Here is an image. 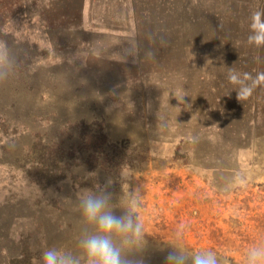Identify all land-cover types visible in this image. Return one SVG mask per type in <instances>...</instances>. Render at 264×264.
Here are the masks:
<instances>
[{
  "label": "rangeland",
  "instance_id": "rangeland-1",
  "mask_svg": "<svg viewBox=\"0 0 264 264\" xmlns=\"http://www.w3.org/2000/svg\"><path fill=\"white\" fill-rule=\"evenodd\" d=\"M258 10L264 0H0L17 59L0 80V264L76 250L74 194L107 181L116 202L139 197L146 264H165L158 245L178 232L241 264L264 238ZM40 146L63 156L65 177L37 180Z\"/></svg>",
  "mask_w": 264,
  "mask_h": 264
},
{
  "label": "clouds",
  "instance_id": "clouds-1",
  "mask_svg": "<svg viewBox=\"0 0 264 264\" xmlns=\"http://www.w3.org/2000/svg\"><path fill=\"white\" fill-rule=\"evenodd\" d=\"M264 15L253 13V18ZM249 40L264 43V33L256 31ZM17 67L14 51L6 41L0 40V80L12 76ZM228 79L240 84L237 97L251 94L252 87L244 84L241 77L230 69ZM259 79H264V73ZM88 173L86 175H90ZM111 181L91 187L80 186L74 194L72 208L78 217L77 248L60 246L44 248L37 264H146L145 253L148 237L144 222L138 215L139 197L120 194L118 202L110 189ZM119 209V211H116ZM167 249L165 264H230L211 248L190 247L182 233H176L167 243L158 245ZM241 264H264V238L249 246L242 254Z\"/></svg>",
  "mask_w": 264,
  "mask_h": 264
},
{
  "label": "trees",
  "instance_id": "trees-1",
  "mask_svg": "<svg viewBox=\"0 0 264 264\" xmlns=\"http://www.w3.org/2000/svg\"><path fill=\"white\" fill-rule=\"evenodd\" d=\"M38 154L36 155V170L38 173L37 180L39 182L49 183L52 180H58L66 176V164H61L63 156L59 153L52 154L49 148L40 146L36 149ZM74 180L77 177L74 176ZM81 183V182H80Z\"/></svg>",
  "mask_w": 264,
  "mask_h": 264
}]
</instances>
